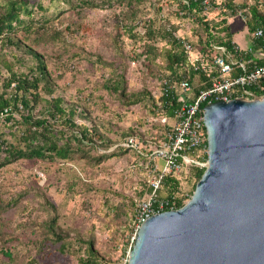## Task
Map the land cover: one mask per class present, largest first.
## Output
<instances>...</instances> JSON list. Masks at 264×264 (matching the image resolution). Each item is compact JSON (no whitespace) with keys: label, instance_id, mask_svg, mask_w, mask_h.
<instances>
[{"label":"rangeland","instance_id":"rangeland-1","mask_svg":"<svg viewBox=\"0 0 264 264\" xmlns=\"http://www.w3.org/2000/svg\"><path fill=\"white\" fill-rule=\"evenodd\" d=\"M78 1H33L30 8L36 11L35 19L42 17L41 21L33 24L28 36L19 30L15 37L43 55L54 84L51 97H61L65 105L78 107L77 125L97 129L105 139L113 141L109 148L99 140L89 144L87 149L94 159L123 147L124 136L133 128L145 142L139 139V151L118 154L101 164L92 158L71 162L22 159L0 168V207L10 203L9 209L0 214V264H79V259L87 255L88 241L94 243L98 264H127L132 239L137 234L139 203L150 197L161 167L162 161L153 159L149 148L160 146L165 136L145 102L126 107L106 89L113 75V68L106 64L125 69L128 96L141 95L145 90L157 94L160 71H149L146 62L149 56L153 57L149 53L151 46L157 47L158 52L167 48L159 37H145L149 21L160 30L164 25L177 26L180 36L193 41L195 25L180 19L177 0H133L131 5L129 0L123 4L110 0V7L109 0H94L103 8H78ZM259 2L264 9V0ZM4 4L0 0V6ZM22 18L28 20L25 14ZM229 24L237 43L251 45V36L241 19H230ZM135 25L139 26V34H145H140L142 38H131L129 28ZM4 36H0V92L8 77L5 62L23 73L36 65L24 50L5 44ZM155 61L162 63L159 58ZM42 108L43 103L33 114L43 116ZM20 114H14L18 121ZM13 123L1 118L0 133L8 142L18 143L11 133L20 137L23 127ZM63 127L60 125V129ZM147 141L155 145H146ZM190 169L175 176L186 201L198 183ZM162 187L161 184L157 192L159 199L166 195ZM55 215L56 230L67 237L65 252H61L59 243L41 242L46 221Z\"/></svg>","mask_w":264,"mask_h":264},{"label":"trees","instance_id":"trees-1","mask_svg":"<svg viewBox=\"0 0 264 264\" xmlns=\"http://www.w3.org/2000/svg\"><path fill=\"white\" fill-rule=\"evenodd\" d=\"M5 4L0 6V36H3L5 44L15 48L16 50H24L26 54L31 56L36 65L29 67L25 73L16 72L12 64H6L8 69V77L3 82V90L0 92V119L2 118L6 122H14L13 124L21 125L23 127L20 137L16 136L14 132L11 136L17 139L18 143L13 141L8 142L4 138V133H0V168L10 165L22 159L28 160H41L47 162L64 161L71 162L76 158L94 159L88 148V145H94L97 140L105 148L111 147L113 141L105 139L103 135L99 133L97 129L90 130L86 125L78 126L75 122L78 107L75 105H65L64 100L61 97H51L55 90L54 84L51 79V74L48 71L43 55L33 50L31 47L23 45V40L15 37L19 30L24 32V36H28L32 31L33 24L41 21L35 19V12L31 7V3L35 0H4ZM120 0V4H123ZM133 0H129V5ZM178 9L176 10L180 19H188L194 25V38L190 40L186 38L193 46L199 47L202 53H214L215 48H224L228 55L235 60L254 59L258 64L261 61L257 58L255 53L238 52L235 49V43L233 41V32L229 20L236 18L239 12H243L247 17L248 22L246 24L249 34L252 37L254 32L261 29L264 33V9L260 0L254 5H249L245 2L243 4L237 3L235 0H221L222 4L219 10H215V3L217 0H210L211 7H206L204 0H177ZM109 0L108 7L111 6ZM41 10L43 6L38 5ZM76 7L78 8H103V6L96 5L94 0H79ZM22 14H25L28 20L22 18ZM140 26V24H139ZM137 25L129 28L131 38L141 37ZM166 26V27H165ZM170 26V27H169ZM148 32L145 31V37L154 39L159 37L164 41L167 49H163L158 52L159 49L154 45L150 47L149 53L153 54V57H148L146 67L149 71L153 72L158 69L160 71L157 80V89L161 82L176 81L181 82L183 80L189 81L192 86L193 93L198 94L202 89L208 87V79L205 74L194 70H184V65L187 61V54L185 53L181 42L177 39L179 27L164 25L163 29L154 27L152 22L149 21ZM158 29V30H157ZM146 30V29H144ZM142 34V35H143ZM142 38V37H141ZM261 41L257 42L256 49H258ZM24 46V49L21 48ZM255 49V50H256ZM143 54V53H142ZM142 54H139L141 57ZM147 52L145 56L147 57ZM138 56V57H139ZM160 59L161 64L156 63V59ZM113 68V75L107 81L106 89L111 93L117 95L122 105L126 107L135 106L139 103L145 102V106L149 108L150 114L156 118L158 117L157 101L154 97V93L145 90L144 92L135 95L128 96L127 93V81L125 78V69L115 67L112 63L106 64ZM10 90V91H9ZM257 96H264V93L255 91ZM51 97V98H50ZM164 106L159 110L162 115L169 118L173 117V110L177 106L176 102H173L171 106V100L162 98ZM43 103L41 113L43 116H35L33 112L36 108ZM167 103V104H166ZM19 112L21 115V121L15 119V112ZM157 127L163 133L167 126L162 125L159 121L155 123ZM60 125H63V129H60ZM164 135V133L162 134ZM125 141L130 138H134L137 141L145 139L139 136L137 129H131L125 136ZM12 138V139H13ZM140 143V140L138 141ZM154 144V142L147 141L146 145ZM147 148V147H146ZM150 149V148H149ZM135 150L133 148L119 147L116 152L111 154H104L94 159L97 164H101L104 160L111 157H115L118 154L128 153ZM3 155H5L3 157ZM191 176L198 182L205 169L191 168ZM196 184L193 186L195 190ZM162 190L165 189L166 195H160L162 200H168L175 202L177 209L182 208L186 202V198L180 195V180L173 176L168 175L162 181ZM162 196V197H161ZM190 196V197H191ZM48 204V203H47ZM10 203H5L0 207V214L9 209ZM51 206V205H50ZM54 209V210H53ZM53 211L56 209L53 207ZM58 217L55 215L49 221H46L45 231L41 242L52 241L56 244H60L61 252H65L67 249V237L56 230ZM87 255L84 258L79 259V264H98V254L94 249V243L88 241L86 243ZM7 256L11 257L10 252H6Z\"/></svg>","mask_w":264,"mask_h":264},{"label":"water","instance_id":"water-1","mask_svg":"<svg viewBox=\"0 0 264 264\" xmlns=\"http://www.w3.org/2000/svg\"><path fill=\"white\" fill-rule=\"evenodd\" d=\"M205 126L191 198L143 223L127 264H264V96L208 106Z\"/></svg>","mask_w":264,"mask_h":264},{"label":"built area","instance_id":"built-area-1","mask_svg":"<svg viewBox=\"0 0 264 264\" xmlns=\"http://www.w3.org/2000/svg\"><path fill=\"white\" fill-rule=\"evenodd\" d=\"M203 4L208 8L212 5L210 0H204ZM221 4L222 1L217 0L215 10H219ZM237 18L241 19L245 25L248 22L243 12H239ZM176 37L187 54L184 70H194L205 74L208 87L194 94L187 80L181 82L165 80L160 83L157 94L154 93L160 109H158V117L153 120L159 121L167 128L163 132L165 137L161 145L150 147L153 159H159L162 163H160L161 167H159L150 197L139 203L136 233L152 216L177 209L175 202L159 199L157 195L166 176L181 175L186 169L193 167L199 169L207 167L210 150L208 131L205 126V109L222 100L227 103L235 99L253 100L258 97L255 91L264 93V33L261 29L256 30L251 37L253 47L244 50L235 45L238 52L255 53L261 64L251 58L235 60L224 48L219 47L215 48L214 53H202L201 49L193 46L186 37L179 34ZM258 41L261 43L256 49ZM162 98L170 99L171 106L174 105L173 102H176L177 106L173 110L172 118L159 112L164 106ZM121 146L138 151L141 149L134 138L128 139ZM136 235L132 239L130 251L135 243Z\"/></svg>","mask_w":264,"mask_h":264},{"label":"crops","instance_id":"crops-1","mask_svg":"<svg viewBox=\"0 0 264 264\" xmlns=\"http://www.w3.org/2000/svg\"><path fill=\"white\" fill-rule=\"evenodd\" d=\"M238 19V18H237ZM248 29V28H247ZM233 41H234V43H235V45H237L238 47H240L241 49H244V50H246V49H249L250 47H253V43L251 42V45H249V46H242V45H240L239 43H237L235 40H234V36H233Z\"/></svg>","mask_w":264,"mask_h":264}]
</instances>
